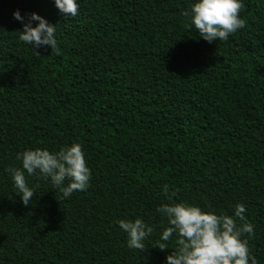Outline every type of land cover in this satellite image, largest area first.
<instances>
[{
	"label": "trees",
	"instance_id": "trees-1",
	"mask_svg": "<svg viewBox=\"0 0 264 264\" xmlns=\"http://www.w3.org/2000/svg\"><path fill=\"white\" fill-rule=\"evenodd\" d=\"M191 2L78 0L69 18L53 0H0V264H165V185L217 214L243 203L264 264V0H241L243 28L211 44L187 25ZM15 10L55 25L59 51L21 42ZM71 143L87 190L63 199L28 177L24 206L6 172L16 153ZM137 217L154 226L143 251L116 224Z\"/></svg>",
	"mask_w": 264,
	"mask_h": 264
},
{
	"label": "clouds",
	"instance_id": "clouds-1",
	"mask_svg": "<svg viewBox=\"0 0 264 264\" xmlns=\"http://www.w3.org/2000/svg\"><path fill=\"white\" fill-rule=\"evenodd\" d=\"M55 8L67 17H76L78 0H53ZM241 0H192L183 15L187 25L194 28L205 42L226 41L231 34L243 28L239 13ZM21 24L18 39L39 56L41 48L59 51L55 25L36 13L22 16L19 10L12 13ZM35 22V26H33ZM19 167L6 169L24 206L31 204L35 189L29 186L28 177L47 180L52 189H59L63 199L74 192H83L89 187L91 171L85 153L79 143L65 144L58 150L46 148L25 149L17 152ZM164 198L169 201L156 207L162 221V231L155 247L161 251L172 249L165 256V264H254L248 249V238L254 235V225L247 220L246 207L237 203L232 215L217 214L203 210L199 205L187 201L174 202L168 186L162 188ZM126 236L129 249L143 251L145 241L154 232V226L142 218L116 221Z\"/></svg>",
	"mask_w": 264,
	"mask_h": 264
}]
</instances>
